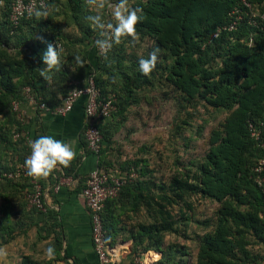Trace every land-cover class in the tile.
<instances>
[{"label": "trees", "instance_id": "obj_1", "mask_svg": "<svg viewBox=\"0 0 264 264\" xmlns=\"http://www.w3.org/2000/svg\"><path fill=\"white\" fill-rule=\"evenodd\" d=\"M14 1L0 0V186L13 192L0 194L6 201L0 206V248L26 231L17 232L22 218L14 219V213L27 214L33 225L39 223L33 218L38 213L49 226L46 238L54 236L56 255L46 261L27 255L22 264H54L61 257L62 231L55 211L27 209L24 189L31 187L30 176H8L30 155L29 142L44 135L41 127L33 136L26 133L13 109L15 101H28L26 87L39 103L57 108L91 77L101 100L115 98L117 109L99 123L104 137L100 168L108 172L118 124L139 101V90L158 81L178 91L189 107L200 104L227 116L211 130L206 154L194 169L178 166L161 180L149 168V159L125 162L122 171L134 167L138 176L106 202L109 244H117L122 233L114 219L125 215L131 224L124 229L134 239L132 262L155 250L160 256L154 264H264V180L259 184L255 171L264 149L249 132L250 121L264 126V21L255 26L245 11L238 19L235 10L244 9L241 0H129L130 6L144 9L145 19L137 25L141 40H152L153 50L160 49L148 77L138 70L140 58L125 46L130 39L114 46L107 60L99 53L94 46L97 33L85 20L90 13L84 0H65V6L64 0H47L54 9L49 18L38 21L25 13L17 25L11 20ZM250 1L256 13H264V0ZM236 19V27L229 29ZM58 42L65 65L45 81L39 74L46 67L42 54L47 43ZM75 55L81 56L83 67L75 64ZM113 77L116 83H111ZM173 164L183 165L179 160ZM77 168L73 161L64 170L73 174ZM15 197L23 203L19 209H13ZM202 200L212 206V218L196 212ZM190 239L196 244L190 245Z\"/></svg>", "mask_w": 264, "mask_h": 264}, {"label": "rangeland", "instance_id": "obj_2", "mask_svg": "<svg viewBox=\"0 0 264 264\" xmlns=\"http://www.w3.org/2000/svg\"><path fill=\"white\" fill-rule=\"evenodd\" d=\"M128 39L130 38H125V41ZM152 42V40H140L139 44L133 45L128 40L125 46L129 50L132 48L137 58H147L154 48ZM137 96L139 101L132 104L126 118L121 120L114 133L115 144L110 162L115 161L118 162L117 164L120 162V167L115 166V169L121 172V165L138 158L149 159V168L155 169L154 175L161 180L170 177L178 166L182 169L184 167L194 169L196 163L206 154L211 130L225 119L227 113L205 108L200 104L189 107L178 91L158 81L153 88L139 90ZM186 118L187 124H183ZM18 135L15 134V137L17 138ZM176 160L183 165H174L173 162ZM111 166L108 172L113 168ZM131 171L138 176L134 167ZM6 188L0 186V194L6 190L10 195L11 189ZM13 199L17 204L13 209H19L23 204L21 199L17 197ZM4 200L0 199V206L6 202ZM197 205V213L205 212L212 218L213 209L209 202L202 200ZM26 208L28 209L27 203ZM13 215L14 219L22 218L21 227L17 232L23 229L26 231L13 243L0 248L5 253L4 256H0V264H22V259L27 255L46 261L47 257L41 246L34 243L35 236H39V232L36 231L35 225L31 224V217L27 214H23L22 217L16 213ZM33 218L36 221V216ZM191 226L193 230L195 224L192 223ZM170 238L169 240L172 241L177 240L175 237ZM196 241L190 239L189 243L195 245Z\"/></svg>", "mask_w": 264, "mask_h": 264}, {"label": "crops", "instance_id": "obj_3", "mask_svg": "<svg viewBox=\"0 0 264 264\" xmlns=\"http://www.w3.org/2000/svg\"><path fill=\"white\" fill-rule=\"evenodd\" d=\"M63 2V6H65V0ZM58 19L63 21L61 17ZM85 105L86 96H82L77 100L71 111L61 115L55 111L56 108H37L34 103L29 101L22 104L23 120H21L24 124L25 132L33 136L34 132L41 127L44 135H51L56 139L71 144L76 153V158L73 161L78 162L77 171L73 174H66L64 168L59 167L50 177L40 180L48 206L55 211L60 223V230L62 231L61 257L54 264H74L76 261L79 264H100L93 244L91 211L87 207L82 194L89 174L100 168L99 155L90 151L86 146L84 133ZM117 163L115 161L112 162L113 168L109 172L110 175L113 177L126 176L127 171L120 172L115 169V166L120 164V162L119 164ZM121 167L123 166L121 165ZM103 169L106 170L105 168ZM59 183H61V187L55 189V186ZM29 189L30 187H25V194H27ZM28 208H30L29 203ZM122 208H120V211H123ZM124 211L127 210L125 209ZM44 217L42 214L39 215L37 213L36 215V222H39L35 223L36 231L41 228L42 232L39 233V236H35L36 241L34 243L40 245L45 253L47 247L52 245L54 236L46 238V230L49 229V226L45 224ZM114 221L118 224L117 227L120 228L122 233L118 235L117 244L114 246L110 245L112 253L111 264H136V259L132 262L130 254L134 239L129 237L128 231L130 230L124 229L130 228L131 221L129 222L128 219H125V215L117 217ZM133 221H136L135 218ZM158 258L159 254L155 250H149L143 255V261L149 264H153ZM46 260H49V258L47 257Z\"/></svg>", "mask_w": 264, "mask_h": 264}, {"label": "built area", "instance_id": "obj_4", "mask_svg": "<svg viewBox=\"0 0 264 264\" xmlns=\"http://www.w3.org/2000/svg\"><path fill=\"white\" fill-rule=\"evenodd\" d=\"M40 2L41 0H15L12 6L11 20L17 25L20 17L25 13L28 14L30 8L38 7ZM241 2L244 9L238 8L235 10L236 13L240 14L238 19L242 17V14L245 11V13L250 16V22L255 26H258L259 22L264 21V13H256L254 5L250 0H241ZM45 3H47V0H45ZM236 25L237 19L230 25L229 29H234ZM25 95L26 99L29 102L34 103L37 108H49L46 103H39L35 97L31 95L30 87H26ZM82 96H86L84 133L87 148L98 154L103 148L104 140L99 123L102 120L109 118L112 115V112L117 109L115 104L116 101L114 97H108L105 100H101L99 98L100 95L95 81L90 77L87 86L70 91V93L64 98L63 103L59 105L55 111L58 114L65 115L74 108L77 100ZM22 104V101H15L13 103V109L20 119L23 118ZM249 132L264 149V126H259L254 121H250ZM255 171L259 174V184H262L264 178L261 174L264 171V157L257 163ZM8 176L10 178L18 179L29 175L24 164H20L14 171L8 173ZM30 178L31 187L26 194L29 206L30 208H36L38 211L45 213L48 211L49 206L42 184L40 180H36L31 176ZM135 178L136 173L134 171L128 172L126 176L113 177L109 172L101 168L96 169L89 174L82 194L85 198L87 207L91 211L93 244L100 264H111L112 262L111 246L108 242V230L105 226V219L103 216L106 202L108 199L115 198L119 194L121 187L126 183L133 181ZM61 183L56 185L55 189L60 188ZM136 264L149 263L144 262L142 256L136 258Z\"/></svg>", "mask_w": 264, "mask_h": 264}, {"label": "clouds", "instance_id": "obj_5", "mask_svg": "<svg viewBox=\"0 0 264 264\" xmlns=\"http://www.w3.org/2000/svg\"><path fill=\"white\" fill-rule=\"evenodd\" d=\"M84 3L90 13L85 20L97 33L94 46L105 60L108 59L113 47L120 45L125 38H130L133 45L140 43L141 37L137 25L145 19L142 7L130 6L129 0H84ZM52 11H54L53 7L45 3V0H41L39 7L28 10V15L39 21L49 18ZM105 12L109 19L105 18ZM159 51V48H155L148 58L139 59L138 70L141 74L151 76L157 66ZM63 53L64 48L59 42L58 45L47 43V48L41 57L46 67L40 68L39 73L45 81H51V74L59 72L64 67L65 64L61 59ZM74 62L79 67L84 66V61L79 55L74 56ZM72 70L75 71L74 68ZM116 82L117 79L113 77L111 83ZM29 147L31 152L24 161V167L28 175L36 180L47 179L59 167H70L76 158L71 144L51 135H42L30 141ZM4 255L3 250H0V256ZM45 255L50 260L54 259L56 255L54 246L47 247Z\"/></svg>", "mask_w": 264, "mask_h": 264}, {"label": "water", "instance_id": "obj_6", "mask_svg": "<svg viewBox=\"0 0 264 264\" xmlns=\"http://www.w3.org/2000/svg\"><path fill=\"white\" fill-rule=\"evenodd\" d=\"M109 22H111V20Z\"/></svg>", "mask_w": 264, "mask_h": 264}]
</instances>
